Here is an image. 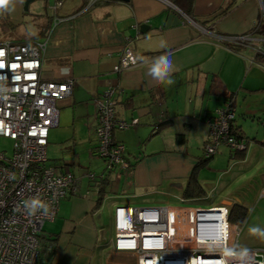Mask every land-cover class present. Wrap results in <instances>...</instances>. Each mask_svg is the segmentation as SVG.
I'll return each instance as SVG.
<instances>
[{
	"label": "crops",
	"instance_id": "0c3cea01",
	"mask_svg": "<svg viewBox=\"0 0 264 264\" xmlns=\"http://www.w3.org/2000/svg\"><path fill=\"white\" fill-rule=\"evenodd\" d=\"M42 1L46 10L41 12H37L39 7L30 12L33 2L25 10V0H14L8 10H0L5 32L0 41L46 40L42 79L76 80L72 95L58 102L59 124L50 130L48 157L61 171L73 172L79 191L65 198L57 218L45 224L44 235L56 238V250L42 255L39 264H136L133 253L115 251L114 240L105 238V225H115L118 206H132L136 201L171 194L195 202L184 194L185 188L204 155L210 121L231 95L238 105L235 125L250 143L242 159H235L228 147L217 154L229 155L228 164L234 158L244 169L261 166L262 177L251 179L250 189L223 202L246 206L243 225L252 222L249 203L264 199V64L256 60L251 47H232L221 37L252 31L262 19L264 0H192L191 6L187 1L180 5L171 1L185 15L164 0H106L93 5L89 0H61L57 14L64 20L57 24L53 7L57 0ZM170 12L179 16L180 24L165 25ZM144 23L151 25L146 33L141 32ZM129 40L140 64L116 72L114 67ZM165 53L175 66L174 83L155 85L148 68ZM109 87L122 90L116 117L138 123L114 131V139L126 145L132 170L115 169L103 181L105 162L94 153L97 99ZM78 139L88 141L87 163L74 152ZM213 162L199 173L203 187L212 179L208 175L215 169ZM89 172L96 174L95 181ZM103 182L105 191L98 204ZM112 243L113 250L106 254ZM252 247L263 248L250 244L243 248Z\"/></svg>",
	"mask_w": 264,
	"mask_h": 264
},
{
	"label": "built area",
	"instance_id": "2783aa9c",
	"mask_svg": "<svg viewBox=\"0 0 264 264\" xmlns=\"http://www.w3.org/2000/svg\"><path fill=\"white\" fill-rule=\"evenodd\" d=\"M106 0H89L93 5ZM168 6L185 15L174 3ZM62 5L55 2L57 24L64 20L57 14ZM232 46L251 47L264 54V2L262 19L252 31L235 36H222ZM129 40L119 55L114 70L121 72L140 64ZM47 41L5 39L0 41V137L13 141V152L0 151V264H39L42 256L44 226L54 221L61 202L79 191V180L66 168L60 170L48 157L50 130L59 124L58 102L72 95L74 78L45 81L41 73ZM121 89L109 87L97 99L96 145L94 153L105 162V173L115 169L129 172L133 163L126 145L114 139L116 128L127 129L138 120L116 117ZM237 101L229 96L225 106L217 109L210 121V133L203 145L205 156H214L222 146L231 151L247 150L250 141L236 131ZM95 181L97 176L89 172ZM264 197V191L262 193ZM39 197L50 205V214L28 216L21 202ZM190 205L140 208L118 206L115 211L114 249L136 256V264H241L242 247L233 243L231 207L221 204L200 211ZM198 210L200 220L192 219ZM217 235V236H216ZM236 236V237H237ZM216 237H219L218 239ZM243 264H264V248L248 249Z\"/></svg>",
	"mask_w": 264,
	"mask_h": 264
},
{
	"label": "rangeland",
	"instance_id": "374dc122",
	"mask_svg": "<svg viewBox=\"0 0 264 264\" xmlns=\"http://www.w3.org/2000/svg\"><path fill=\"white\" fill-rule=\"evenodd\" d=\"M171 1V0H170ZM54 2V0H51V3ZM42 5H41V4ZM35 7H39L37 12H41L42 10H46V5L45 2L42 0H35L30 8V12L33 11ZM5 38V32L3 31L2 27L0 26V40ZM79 142H77L78 147L75 148L74 152L79 156L82 160L87 163L89 160V151L87 149L88 141L82 142V140L78 139ZM58 145V144H56ZM64 148V147H63ZM224 148L227 149V147L222 146L220 149L221 150ZM228 150V149H227ZM0 151H7L9 155L12 154L13 152V141L9 138L6 137H0ZM49 151V150H48ZM220 152L218 154H220ZM72 154L71 152H69ZM204 154V153H203ZM216 154L213 159H211V162H213V166L215 167L214 170L210 171L213 174H210L208 176H211L212 179H208L204 185L206 190V196L205 197L207 200L202 201L199 203H195L192 201L189 202H184L179 197H175L173 195H166L163 196L160 199H153V200H148V201H136L132 203V206L135 207H140V208H154V207H162V206H186L190 205L195 208H210L212 206H217L220 205L221 203L224 204V202H229L230 197L232 194H241L245 190L250 189V184L252 183L251 179L255 178L256 180L261 179V166L255 165L252 168H241L238 165H236V162L234 163V158L233 161H231L230 164H228V158L229 155H218ZM51 158V157H50ZM94 166V165H93ZM92 168V167H91ZM227 170V172H226ZM226 172V173H225ZM254 179V180H255ZM216 186L217 188L213 191L212 188ZM170 191V189H169ZM174 194V193H172ZM181 194V193H180ZM229 197V198H227ZM226 199V201L223 202V199ZM253 202V203H252ZM251 203H249V206L252 208L250 209V216L252 219V222L249 224H245L242 226H238L240 229V232L237 236V232L234 229V240L233 243H236V240L238 241V246L239 247H244L246 244H250L252 246H263L264 248V239L257 238L256 236H253L249 233V228L251 227H260L261 229H264V199H253ZM229 205V204H228ZM231 207V206H230ZM232 208V207H231ZM194 215H192V219L195 217L196 220V215L197 211H194ZM193 214V212L191 213ZM250 216L248 220L250 219ZM232 223V222H231ZM248 223V221H247ZM233 224V223H232ZM249 225V226H247ZM46 226V225H45ZM105 231V238L108 240H115L117 237V234L115 232V225L114 224H109L108 226L105 225L104 228ZM237 236V237H236ZM111 243V242H110ZM252 248H257V247H252ZM262 248V247H261ZM247 249V248H246ZM251 249V248H249ZM113 250V243L109 247H107L104 251L106 254H109Z\"/></svg>",
	"mask_w": 264,
	"mask_h": 264
},
{
	"label": "trees",
	"instance_id": "16d2710c",
	"mask_svg": "<svg viewBox=\"0 0 264 264\" xmlns=\"http://www.w3.org/2000/svg\"><path fill=\"white\" fill-rule=\"evenodd\" d=\"M175 4H182V2L187 1L189 2L190 6L192 4V0H171ZM189 6V7H190ZM187 11L189 10L188 8L186 9ZM232 46V45H231ZM234 47V46H232ZM256 60L259 63L264 64V54L257 53L256 54ZM236 131L239 134L241 138H245L246 140L250 141L247 137L244 136V134L241 132L240 128L236 126ZM207 141V140H206ZM245 151H232V156L235 159H242L244 157ZM215 156V155H214ZM214 156H205L203 155L201 159L198 161V163L195 165L193 172L188 180L187 186L185 188L184 194L188 197L194 198L196 203L206 201V189L203 187L201 184V181L199 180V173L200 171L207 166V164L210 162V160ZM110 173V172H109ZM109 173H106V176L104 174V180H106V177L109 175ZM105 186L106 182H103L100 186V196L98 200V204H101L102 198H103V193L105 191ZM101 200V201H100ZM248 216V208L244 205L241 204H235L231 208V214H230V221L232 223H235L239 226L243 225L245 223V220ZM55 241L56 238L54 239L51 236H43V247H42V255H50L55 253Z\"/></svg>",
	"mask_w": 264,
	"mask_h": 264
},
{
	"label": "clouds",
	"instance_id": "9594fccd",
	"mask_svg": "<svg viewBox=\"0 0 264 264\" xmlns=\"http://www.w3.org/2000/svg\"><path fill=\"white\" fill-rule=\"evenodd\" d=\"M14 0H0V10H8V5L13 4ZM162 47H166V44H162ZM175 71V66L171 59L170 54H162L152 61L150 67L148 68V75L150 77V82L155 85L174 83L172 77ZM23 211L30 217L36 216L40 213L43 216H48L50 214V205L48 202L41 200L39 197H31L24 199L21 202ZM249 233L257 238L264 239V229L260 227L249 228ZM229 255L238 257L241 264L247 259L249 251L244 248L239 253L235 252L233 249H226Z\"/></svg>",
	"mask_w": 264,
	"mask_h": 264
},
{
	"label": "water",
	"instance_id": "95a60500",
	"mask_svg": "<svg viewBox=\"0 0 264 264\" xmlns=\"http://www.w3.org/2000/svg\"><path fill=\"white\" fill-rule=\"evenodd\" d=\"M34 1L35 0H25V7H24L25 10H28L30 4ZM120 1L129 2L130 0H120ZM180 23H181V20H180L179 16H176L174 14V12L168 13V15L166 17L165 25L171 26V25H177ZM150 28H151V25H147L146 23H144L141 25V32L146 33V31L149 30ZM199 210L202 211V210H206V209H199Z\"/></svg>",
	"mask_w": 264,
	"mask_h": 264
},
{
	"label": "bare ground",
	"instance_id": "6f19581e",
	"mask_svg": "<svg viewBox=\"0 0 264 264\" xmlns=\"http://www.w3.org/2000/svg\"><path fill=\"white\" fill-rule=\"evenodd\" d=\"M200 217V215H199V212H197V216H196V220H197V222H198V220H200L201 218H199ZM217 236V235H216ZM217 239L219 238V237H216ZM235 264H237V263H235Z\"/></svg>",
	"mask_w": 264,
	"mask_h": 264
}]
</instances>
